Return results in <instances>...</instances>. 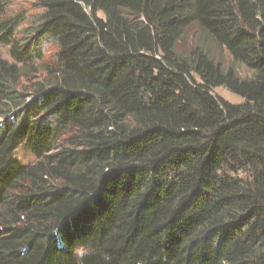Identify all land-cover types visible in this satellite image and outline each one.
I'll return each mask as SVG.
<instances>
[{
	"label": "trees",
	"instance_id": "1",
	"mask_svg": "<svg viewBox=\"0 0 264 264\" xmlns=\"http://www.w3.org/2000/svg\"><path fill=\"white\" fill-rule=\"evenodd\" d=\"M7 5L0 264H264V0H38L30 28ZM192 27L231 64L182 54Z\"/></svg>",
	"mask_w": 264,
	"mask_h": 264
},
{
	"label": "rangeland",
	"instance_id": "2",
	"mask_svg": "<svg viewBox=\"0 0 264 264\" xmlns=\"http://www.w3.org/2000/svg\"><path fill=\"white\" fill-rule=\"evenodd\" d=\"M8 3V15L15 16L19 13L23 14L27 21L25 28L33 27L37 21V17L41 14L40 8L36 5L38 0H6ZM102 16V14H100ZM21 31V30H19ZM199 46L200 48L204 46V48L211 51V54L215 57V59L221 62L224 66H229L231 64V58L228 52L225 49H221L217 47L209 38H207L198 28L192 27L189 29L186 41L182 43L179 51L182 54H187L191 51L192 47ZM55 48L53 45H49L45 49V58L42 62H37L33 64L30 69L26 70L23 73L22 81L19 85V88L23 92L30 93L35 85L38 82L44 81L46 78L45 67L46 66H54V53ZM0 58L6 59L8 61H12L9 48L0 44ZM239 73L241 76L249 77L252 73L244 67H238ZM213 93L216 96H219L226 101L233 104H240L243 102V98L232 93L225 87H217L213 89ZM69 143V140L65 141L62 145H66ZM17 161H20L22 164L34 163L36 160L34 156L30 154V152L19 149L16 153ZM240 176L243 173L239 174Z\"/></svg>",
	"mask_w": 264,
	"mask_h": 264
}]
</instances>
